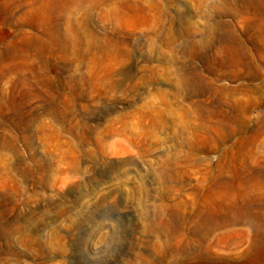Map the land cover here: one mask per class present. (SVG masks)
I'll return each mask as SVG.
<instances>
[{
	"label": "rangeland",
	"instance_id": "obj_1",
	"mask_svg": "<svg viewBox=\"0 0 264 264\" xmlns=\"http://www.w3.org/2000/svg\"><path fill=\"white\" fill-rule=\"evenodd\" d=\"M247 165L264 0H0V264H197Z\"/></svg>",
	"mask_w": 264,
	"mask_h": 264
},
{
	"label": "bare ground",
	"instance_id": "obj_2",
	"mask_svg": "<svg viewBox=\"0 0 264 264\" xmlns=\"http://www.w3.org/2000/svg\"><path fill=\"white\" fill-rule=\"evenodd\" d=\"M232 52L234 58L239 56ZM250 168L245 169L242 201L217 204L209 249L200 242L197 264H264V172Z\"/></svg>",
	"mask_w": 264,
	"mask_h": 264
}]
</instances>
